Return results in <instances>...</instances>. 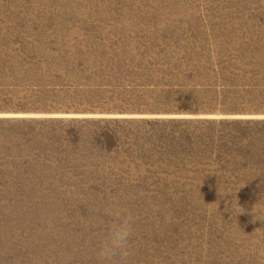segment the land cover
<instances>
[{
    "label": "rangeland",
    "instance_id": "rangeland-1",
    "mask_svg": "<svg viewBox=\"0 0 264 264\" xmlns=\"http://www.w3.org/2000/svg\"><path fill=\"white\" fill-rule=\"evenodd\" d=\"M0 264H264V0H0Z\"/></svg>",
    "mask_w": 264,
    "mask_h": 264
},
{
    "label": "clouds",
    "instance_id": "clouds-1",
    "mask_svg": "<svg viewBox=\"0 0 264 264\" xmlns=\"http://www.w3.org/2000/svg\"><path fill=\"white\" fill-rule=\"evenodd\" d=\"M133 220L131 216L123 215L118 218V222L112 225L106 238L98 250V256L105 262H110L113 258L121 261L126 258L128 244L132 236Z\"/></svg>",
    "mask_w": 264,
    "mask_h": 264
}]
</instances>
